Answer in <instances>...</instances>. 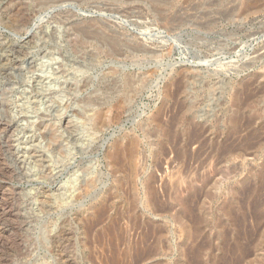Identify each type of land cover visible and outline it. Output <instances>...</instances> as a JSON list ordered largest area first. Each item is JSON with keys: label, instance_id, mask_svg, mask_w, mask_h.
Returning a JSON list of instances; mask_svg holds the SVG:
<instances>
[{"label": "rangeland", "instance_id": "rangeland-1", "mask_svg": "<svg viewBox=\"0 0 264 264\" xmlns=\"http://www.w3.org/2000/svg\"><path fill=\"white\" fill-rule=\"evenodd\" d=\"M113 218L264 264V0H0V264H108Z\"/></svg>", "mask_w": 264, "mask_h": 264}, {"label": "bare ground", "instance_id": "bare-ground-1", "mask_svg": "<svg viewBox=\"0 0 264 264\" xmlns=\"http://www.w3.org/2000/svg\"><path fill=\"white\" fill-rule=\"evenodd\" d=\"M245 90V89H244ZM161 118V117H160ZM239 119V118H238ZM239 127V126H238ZM242 127V126H241ZM241 131V130H240ZM239 134V133H238ZM192 139V138H191ZM247 140V139H246ZM182 150V149H181ZM119 153H121V149H120V147L118 148V146L115 148V151L113 152V157H114V159H116L117 160V158H119L118 157V155H119ZM186 153V152H185ZM121 157V156H120ZM129 157H131V156H129ZM121 163V162H120ZM130 171V170H129ZM137 173V172H136ZM133 173H129V175H130V177H132L133 175H132ZM183 180V179H182ZM179 181H180V178H179ZM163 183V182H162ZM180 183V182H179ZM129 188L131 189V186H129ZM183 188V187H182ZM164 189V188H163ZM173 191V190H172ZM174 192V191H173ZM150 194L151 195H153L154 194V191H152L151 190V192H150ZM175 194V193H174ZM173 195V194H172ZM126 196V195H125ZM172 197V196H171ZM134 200L135 199H130V201H131V204L132 203H134ZM185 200V199H184ZM108 202V201H107ZM156 202V201H155ZM186 202V201H185ZM108 204V203H107ZM106 204V205H107ZM130 204V205H131ZM155 205L157 204V202L156 203H154ZM161 204V203H160ZM170 204V203H169ZM185 204V203H184ZM187 204V203H186ZM133 205V204H132ZM154 206V205H153ZM164 206V208H165V210H166V214H167V212H169L170 210H169V207H168V203L166 202V204H164L163 205ZM185 206V205H184ZM187 206V205H186ZM156 207V206H155ZM157 208V207H156ZM162 209V208H161ZM172 209V208H171ZM105 210H106V206L105 205H102L101 207H99L96 211H95V213H94V219H95V221L96 222H99L101 219H102V217L104 216V213H105ZM131 210V209H130ZM156 210H158V208L157 209H155V211ZM169 210V211H168ZM163 211V210H162ZM161 211V212H162ZM106 213H107V211H106ZM129 213V212H128ZM153 213H154V211H153ZM159 213H160V210H159ZM164 213V212H163ZM118 214V213H117ZM157 214H158V212H157ZM165 214V213H164ZM121 215V214H120ZM120 215H118V216H120ZM168 215H169V213H168ZM127 217V216H126ZM106 219V218H105ZM117 218H113L111 221H110V223L108 224V227H107V234H106V236H105V239H106V241H107V243L109 244V246H110V252H111V257H110V259L107 257V259H109V261H108V264H129V257H130V254H129V251H131V250H133V251H136L137 253L138 252H143V249H140V244H133V242H132V244H130V245H128L127 246V248L126 249H124V251H122V252H120L121 250L120 249H118V246L121 244V242H123L122 240L124 239H122V237L120 236L121 234L123 235V233H121L120 235H119V233H118V225H117V220H116ZM119 219V218H118ZM102 221V220H101ZM94 222V221H93ZM119 223V222H118ZM97 224V223H96ZM137 224V223H136ZM148 225V224H147ZM132 226V225H131ZM137 226V225H136ZM149 227V226H148ZM158 227V226H157ZM156 227V228H157ZM160 227H162V226H160ZM159 228V227H158ZM106 229V228H105ZM120 230V229H119ZM162 231H163V229H161ZM123 231V230H122ZM159 230H157V229H155V228H153V227H150L147 231H143L142 233H141V239L145 242V241H147L150 237H153V241L151 240V243L146 247V252H145V254L146 253H149L148 254V256H150L149 257V263H153L154 262V257L156 256L155 254L158 252V243H160L161 242V236H160V233L162 232H158ZM165 232V231H164ZM101 235V234H100ZM192 235V234H191ZM101 237V236H100ZM170 237V236H169ZM127 238V237H126ZM101 240V239H100ZM169 240V239H168ZM102 241V240H101ZM106 241H105V244H106ZM125 241V240H124ZM150 241V240H149ZM127 242H129V241H127ZM120 243V244H119ZM124 243V242H123ZM99 244H101V243H99ZM119 244V245H118ZM127 245V244H126ZM125 245V246H126ZM164 245V244H163ZM118 250H120V251H118ZM187 252V251H186ZM136 254V253H135ZM139 254V253H138ZM144 255V254H143ZM140 256H141V254H140ZM146 256V255H145ZM187 256V255H186ZM144 257V256H143ZM238 257V256H237ZM133 258H136V257H133ZM144 258H147V257H144ZM143 259V258H142ZM133 260V259H132ZM136 260H137V258L136 259H134L133 260V262L135 263L136 262ZM138 261V260H137ZM141 260H139L137 263H141L140 262ZM132 262V261H131Z\"/></svg>", "mask_w": 264, "mask_h": 264}]
</instances>
